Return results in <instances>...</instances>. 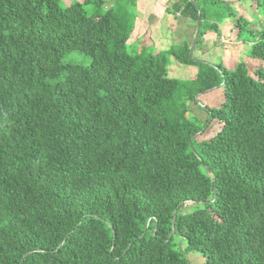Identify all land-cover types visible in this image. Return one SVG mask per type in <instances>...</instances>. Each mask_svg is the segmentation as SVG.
Returning a JSON list of instances; mask_svg holds the SVG:
<instances>
[{"label": "trees", "instance_id": "1", "mask_svg": "<svg viewBox=\"0 0 264 264\" xmlns=\"http://www.w3.org/2000/svg\"><path fill=\"white\" fill-rule=\"evenodd\" d=\"M60 1L0 0V264H264V29L224 0H170L192 40L135 53L137 0ZM226 18L262 67L197 55Z\"/></svg>", "mask_w": 264, "mask_h": 264}, {"label": "rangeland", "instance_id": "2", "mask_svg": "<svg viewBox=\"0 0 264 264\" xmlns=\"http://www.w3.org/2000/svg\"><path fill=\"white\" fill-rule=\"evenodd\" d=\"M74 1L75 0H61L59 5L62 9H64L68 7L71 3H73ZM106 1L108 2V0ZM136 13H137V18L138 17L141 18V16L143 15V14L141 15L138 12V9ZM243 18L247 22H249V24L251 23L250 25L255 30L264 29V24H263L264 18L263 17L259 18L261 22L257 20L258 18H254V20H251L250 16H248L247 14L246 16H243ZM143 20L142 21L137 20L138 22L137 31L134 33V36L129 43V48H128L129 52L140 53L141 50L145 47H148V48L154 47L156 49L158 41L156 40L155 36L151 34V32L148 31V33H145L146 31H144V28L146 25H144V23L147 20V18ZM164 23H167V21L165 20ZM173 26H175L176 28V24H173ZM233 26L234 25H233L232 20L228 18L221 21L218 24V31H219V34L223 36L225 39L218 38L217 40L216 38L217 44H218L216 45V48L208 49L202 43L197 47L196 53L197 54L201 53L199 52V50L202 51V53L200 54L201 60L206 62L209 65L222 64L224 67L231 68L232 65H234L235 63L243 62L249 66V70L252 72L255 71L256 68L262 67L260 63L258 62L256 63L255 61H253V59H250L248 57L247 48H244L243 46H241L244 43L243 41L237 43L236 33H235L236 31H233ZM175 30H177V28L172 31L170 30L171 33H165V37H167V41L173 43V45L179 42V40H181L179 39V36H178L179 32ZM193 30H194V26H192V30H191L192 34H190L191 35L190 40H192V37H193ZM207 34L210 36L216 35L214 32H208ZM244 39L246 38L244 37ZM207 40H209L208 37L204 39V41H207ZM64 63H74V64H79L81 66L87 67L90 65L91 59L80 53H71L70 55L65 57ZM173 66H176V64L172 65V67ZM196 72L197 71L194 68L179 67L178 65L170 69V77L181 80V81H188L195 77ZM221 101H222V91L221 90H213L205 95H202L200 99L198 100L199 102L198 105H194L192 107L193 115L199 118H203L205 115L203 111L205 107L216 108L220 105ZM216 131H217V123L210 122L208 126L206 127L204 133L198 137L197 141L201 142V141L207 140ZM174 245L176 249H180L182 252L185 251L186 245L180 239L176 238L174 241ZM186 259L189 261L190 264H203L202 257L199 254H194V253L188 254L186 255Z\"/></svg>", "mask_w": 264, "mask_h": 264}, {"label": "crops", "instance_id": "3", "mask_svg": "<svg viewBox=\"0 0 264 264\" xmlns=\"http://www.w3.org/2000/svg\"><path fill=\"white\" fill-rule=\"evenodd\" d=\"M169 1L170 0H137L138 12L141 15L142 14L144 15V17L143 15L141 16V18L138 17L137 20L142 21L143 19L147 18V20L144 23V25H146L144 31H146L145 33H148L149 31L151 32L152 35L155 36L156 40L158 41V44L156 46L157 51L167 50L173 45V43L168 42L167 37H165V33H171L170 30L173 24H176L177 30L175 31L179 32L178 36L179 39H181L179 40V42L175 44H182L185 41H190V36H191L190 34H192L191 32L192 24L187 19H183L179 15H176V17H174L173 15L167 13ZM224 1L229 2L231 7L234 8L237 11V13L240 14V16H246L247 14L248 16H250L251 20H253L254 18L261 17V15H259V12L256 9V2L261 0H224ZM108 2L112 4L114 0H108ZM165 20L167 21V23H164ZM137 23L138 22L136 21L135 32L137 31ZM207 37L209 40L203 41V45H205L206 48L208 49L216 48V45H218L217 44L218 38L225 39L223 36H217V35L210 36L207 34L205 38ZM199 52L202 53V51L200 50ZM201 53H198L197 55L200 56Z\"/></svg>", "mask_w": 264, "mask_h": 264}, {"label": "water", "instance_id": "4", "mask_svg": "<svg viewBox=\"0 0 264 264\" xmlns=\"http://www.w3.org/2000/svg\"><path fill=\"white\" fill-rule=\"evenodd\" d=\"M199 25H200V21H198L197 24H196V30H195V34H194V38H193V43L191 45V52H190L191 54H192V52H193V50L195 48L196 42H197V37H198V34H199ZM174 222H175V219L173 221V224H174Z\"/></svg>", "mask_w": 264, "mask_h": 264}]
</instances>
